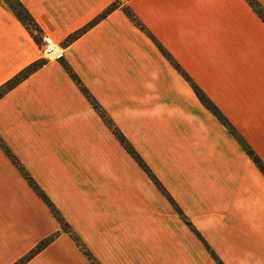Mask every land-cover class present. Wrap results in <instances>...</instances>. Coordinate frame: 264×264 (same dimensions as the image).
<instances>
[{"label":"crops","instance_id":"1","mask_svg":"<svg viewBox=\"0 0 264 264\" xmlns=\"http://www.w3.org/2000/svg\"><path fill=\"white\" fill-rule=\"evenodd\" d=\"M18 1L42 31L0 0V86L45 59L40 37L61 52L0 98V136L100 264H264V21L250 2ZM52 236L24 264H93L0 145V264Z\"/></svg>","mask_w":264,"mask_h":264},{"label":"trees","instance_id":"2","mask_svg":"<svg viewBox=\"0 0 264 264\" xmlns=\"http://www.w3.org/2000/svg\"><path fill=\"white\" fill-rule=\"evenodd\" d=\"M18 1V0H17ZM250 4L256 9L258 14L261 16V18L264 21V7L259 3L258 0H248ZM20 4L22 11L25 13V17H23L20 14H17L20 18H22L25 22L30 21V24L37 26L36 22L34 21L33 17L30 15V13L26 10V8L21 4L20 1H18ZM116 8V5L112 4L106 11H104L102 14L97 16L94 20H92L88 25H86L84 28L79 30L76 34L71 36L69 39L74 40L76 39L83 31L88 29L89 27L96 24L98 21H100L103 17H105L108 13L113 11ZM126 12L132 17V19L143 29H146V27L141 23V21L137 18V16L130 11L129 9L126 10ZM33 28V27H32ZM38 28V27H37ZM160 49L164 52V54L168 57V59L183 73V75L191 82L193 88L195 89L197 95L201 99V101L206 105V107L212 111L221 121L224 123L228 129H230L231 132L238 135V132L236 128L230 123L228 118L222 113L220 108L213 102V100L206 94V92L189 76V74L184 71L180 65L173 59L172 55L164 48L163 45L158 43ZM64 65L72 78L76 81L78 86L81 88V90L86 94L88 99L92 102L94 107L98 110L104 121L112 128L120 142L126 147L128 152L136 159V161L140 164V166L149 174L151 179L155 182V184L159 187V189L167 196V198L172 202L176 210L183 216L184 220L189 224L190 221L188 220L187 216L182 211L181 207L178 205L176 200L173 198V196L168 192V190L164 187V185L161 183V181L157 178L155 173L152 171V169L148 166V164L145 162L143 157L140 155V153L134 148V146L131 144V142L128 140V138L124 135V133L113 124L112 120L109 118V116L106 114L104 109L100 106V104L96 101L94 96L90 93L88 88L84 85L81 78L76 74V72L63 60ZM37 67H27L21 72H19L17 75H15L13 78L8 80L6 83H4L2 86H0V98L9 90H11L13 87H15L18 83H20L22 80L27 78ZM239 136V135H238ZM0 145L4 149V151L7 153V155L12 159V161L17 165V167L20 169V171L23 173V175L26 177L32 188L36 191V193L47 203V205L50 207L54 215L57 217V219L62 224L63 229L66 232H69L74 239L77 241V243L82 248L83 252L86 254V256L92 261L93 264H100V262L93 256V254L90 252L89 248L81 241L80 237L76 234V232L70 228L69 223L65 220L62 213L58 210L56 205L52 202V200L49 198V196L46 194V192L41 188V186L34 180V178L29 174V172L26 171L24 166L20 163L18 158L14 155V153L8 148V146L5 144L3 139L0 136ZM249 152L251 153V150L249 149ZM256 162L261 167V169L264 171V164L261 162L259 158L254 156ZM195 231L198 233V235L202 238L201 234L195 229ZM53 237H48L45 240L41 241L38 246L34 249H32L26 256H24L20 261L14 263V264H24L26 261H28L31 257H33L37 252H39L41 249L47 246V244L51 241Z\"/></svg>","mask_w":264,"mask_h":264},{"label":"rangeland","instance_id":"3","mask_svg":"<svg viewBox=\"0 0 264 264\" xmlns=\"http://www.w3.org/2000/svg\"><path fill=\"white\" fill-rule=\"evenodd\" d=\"M6 1V3L15 11V13L16 14H20V15H22L23 17H25L26 15H25V13L22 11V8H21V6H20V4L18 3V1L17 0H5ZM114 5H116V7H118V2H116V3H113ZM22 17V18H23ZM29 26L32 28V31L33 32H36L37 31V33H40L42 30H40V28H37V26H35V25H33L32 23L30 24V21H29ZM45 36H49V35H45ZM45 36H42V37H40V34H39V37L41 38V48H42V50H43V52H44V55H45V59L44 60H42V61H39V62H37V63H34V64H32L31 65V67H39V66H41V65H43L44 64V61H46V60H50V59H54L58 54H60V52H61V49H60V46L57 44V43H55V46H56V48H55V50H53V52H47L46 50H45V44H44V37ZM38 37V38H39ZM52 38V37H51ZM53 39V38H52ZM40 40V39H39ZM54 41V40H53ZM65 218V217H64ZM66 220V219H65ZM67 221V220H66ZM68 222V221H67ZM69 223V222H68ZM70 225V224H69ZM70 228L72 229V227H71V225H70ZM72 236V235H71ZM53 238L55 237V236H52ZM73 237V236H72ZM52 238V239H53ZM74 238V237H73ZM51 239V240H52ZM45 240V239H44ZM75 240V239H74ZM43 241V240H42ZM76 241V240H75ZM82 241V240H81ZM77 242V241H76ZM83 242V241H82ZM50 243V242H49ZM48 243V244H49ZM84 243V242H83ZM47 244V245H48ZM78 244V243H77ZM85 244V243H84ZM79 245V244H78ZM86 245V244H85ZM87 246V245H86ZM79 247H80V245H79ZM88 247V246H87ZM89 248V247H88ZM80 249L82 250V248L80 247ZM90 250V249H89ZM83 251V250H82ZM90 252H91V250H90ZM84 253V252H83ZM92 253V252H91ZM85 254V253H84ZM93 254V253H92ZM86 255V254H85ZM93 256H94V254H93ZM95 257V256H94ZM96 258V257H95ZM89 259V258H88ZM97 259V258H96ZM90 260V259H89ZM91 261V260H90ZM92 262V261H91Z\"/></svg>","mask_w":264,"mask_h":264},{"label":"built area","instance_id":"4","mask_svg":"<svg viewBox=\"0 0 264 264\" xmlns=\"http://www.w3.org/2000/svg\"><path fill=\"white\" fill-rule=\"evenodd\" d=\"M44 44H45V50L47 52H53V50H55V48H56L55 42L53 41V39L50 36L44 37Z\"/></svg>","mask_w":264,"mask_h":264}]
</instances>
